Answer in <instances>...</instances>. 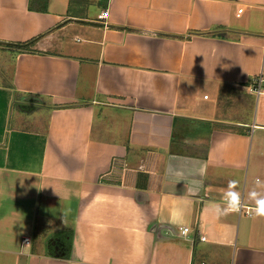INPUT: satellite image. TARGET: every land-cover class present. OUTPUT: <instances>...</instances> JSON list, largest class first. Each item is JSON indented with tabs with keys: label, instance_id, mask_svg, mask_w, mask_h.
I'll return each instance as SVG.
<instances>
[{
	"label": "crops",
	"instance_id": "1",
	"mask_svg": "<svg viewBox=\"0 0 264 264\" xmlns=\"http://www.w3.org/2000/svg\"><path fill=\"white\" fill-rule=\"evenodd\" d=\"M44 4L0 0V264H264L212 211L264 181V0Z\"/></svg>",
	"mask_w": 264,
	"mask_h": 264
},
{
	"label": "clouds",
	"instance_id": "2",
	"mask_svg": "<svg viewBox=\"0 0 264 264\" xmlns=\"http://www.w3.org/2000/svg\"><path fill=\"white\" fill-rule=\"evenodd\" d=\"M200 174H206V166H201ZM246 202L251 204L249 214L253 219L264 218V181L257 178L254 187L247 192L246 196L238 190V181H229L223 193L222 204H216L212 211L217 218L225 217L239 213ZM181 235L186 236L187 229H183Z\"/></svg>",
	"mask_w": 264,
	"mask_h": 264
},
{
	"label": "trees",
	"instance_id": "3",
	"mask_svg": "<svg viewBox=\"0 0 264 264\" xmlns=\"http://www.w3.org/2000/svg\"><path fill=\"white\" fill-rule=\"evenodd\" d=\"M45 4H46V0H45ZM30 7H32V6H30ZM38 39H39V37L34 38L32 40H29L27 42L17 43V44H7V45L14 47L18 52H33V49L31 47L36 43V41Z\"/></svg>",
	"mask_w": 264,
	"mask_h": 264
},
{
	"label": "built area",
	"instance_id": "4",
	"mask_svg": "<svg viewBox=\"0 0 264 264\" xmlns=\"http://www.w3.org/2000/svg\"><path fill=\"white\" fill-rule=\"evenodd\" d=\"M108 14H109L108 10H105L104 12H102L101 17H102V18H106V17L108 16ZM256 91H258V93H260V82H259L258 86L256 87ZM205 98H207V96H205ZM246 213H248V210L246 211ZM183 229H187V234H188V232L190 231V228H189V227H180V228H179L180 234H181V231H182ZM201 238H202V239H205L204 236H202ZM22 242H23V243H26V244H30V243H31V237H30V236H25V237H23Z\"/></svg>",
	"mask_w": 264,
	"mask_h": 264
},
{
	"label": "rangeland",
	"instance_id": "5",
	"mask_svg": "<svg viewBox=\"0 0 264 264\" xmlns=\"http://www.w3.org/2000/svg\"><path fill=\"white\" fill-rule=\"evenodd\" d=\"M0 68H1V66H0ZM0 73H1V70H0ZM1 75V74H0ZM1 80V79H0ZM207 104V103H206ZM43 118L45 119V115L43 116ZM66 208L67 207H65V206H63V209L62 210H60V212H61V215H63L64 214V211H66Z\"/></svg>",
	"mask_w": 264,
	"mask_h": 264
}]
</instances>
